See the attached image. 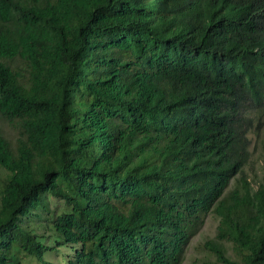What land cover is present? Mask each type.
I'll list each match as a JSON object with an SVG mask.
<instances>
[{
  "label": "trees",
  "instance_id": "obj_1",
  "mask_svg": "<svg viewBox=\"0 0 264 264\" xmlns=\"http://www.w3.org/2000/svg\"><path fill=\"white\" fill-rule=\"evenodd\" d=\"M255 118L264 0H0V264H264Z\"/></svg>",
  "mask_w": 264,
  "mask_h": 264
},
{
  "label": "rangeland",
  "instance_id": "obj_2",
  "mask_svg": "<svg viewBox=\"0 0 264 264\" xmlns=\"http://www.w3.org/2000/svg\"><path fill=\"white\" fill-rule=\"evenodd\" d=\"M7 124L0 122V131L10 138L13 132L7 129ZM250 132L248 134L250 139L249 144V151H250V159L248 165L244 168V174L248 179H253L255 176L260 178L264 171V121L263 119L253 120L251 124V128L249 129ZM252 187H255V184L251 182ZM218 220L213 216L210 215L205 220L204 226L199 231L197 235L193 237L190 244L188 245L184 262L183 264H191L192 261L199 259L203 252L200 247L201 242L204 240L211 238L215 234L216 226ZM51 245L52 240L50 241ZM59 253L49 254L47 255V259L52 262L53 264H64L61 253L70 254L72 251L69 249L68 246H59L58 248ZM68 260V259H67ZM28 264H35L34 260L29 261Z\"/></svg>",
  "mask_w": 264,
  "mask_h": 264
}]
</instances>
